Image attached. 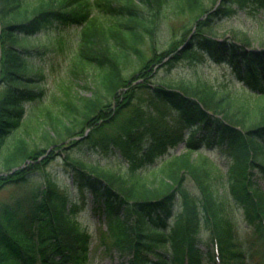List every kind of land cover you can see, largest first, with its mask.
Returning a JSON list of instances; mask_svg holds the SVG:
<instances>
[{
	"label": "trees",
	"instance_id": "1",
	"mask_svg": "<svg viewBox=\"0 0 264 264\" xmlns=\"http://www.w3.org/2000/svg\"><path fill=\"white\" fill-rule=\"evenodd\" d=\"M210 2L0 0V192H26L0 203V264L88 263L90 235L76 219L79 205L69 203L48 171L62 154L73 187L92 196L114 248L128 258L119 264H215L212 250L199 247L202 231L210 242L218 239L223 264H264V47L251 49L246 36L222 41L213 30L238 10L264 8V0ZM168 5L191 19L180 38L175 34L167 49L145 59L143 46L149 38L154 47ZM59 25L82 26L71 74L88 78V68L98 70V90L92 98L66 92L63 110H45L38 139L31 141L26 131L7 143L25 104L44 96L45 74L30 62L35 50L28 39ZM133 56L143 65L128 76ZM204 59L227 66L256 98L247 102L226 85L219 90L201 80L176 86L154 81L159 65L172 70ZM183 137L184 153L152 167ZM203 145L226 157L228 188L221 189L220 172L208 158L192 159ZM66 149L118 152L128 176ZM144 167L152 168L140 174ZM39 174L43 183L31 190ZM239 207L249 226L245 237Z\"/></svg>",
	"mask_w": 264,
	"mask_h": 264
},
{
	"label": "rangeland",
	"instance_id": "2",
	"mask_svg": "<svg viewBox=\"0 0 264 264\" xmlns=\"http://www.w3.org/2000/svg\"><path fill=\"white\" fill-rule=\"evenodd\" d=\"M209 4L212 3L209 0ZM173 6H166L161 18L157 22L156 38L154 47L151 40L148 38L146 44L143 46V57L149 59L151 53L156 50L158 52L167 49L169 44L173 41L176 34L180 38L183 28L190 21L189 17L176 16ZM150 17V16H149ZM150 19V18H149ZM150 21V20H149ZM151 26V23L148 22ZM214 34L220 40H234V37L242 39L249 37L252 41L253 50H261L264 45V8H247L238 10L232 16L226 17L217 21L213 27ZM82 26H53L42 33L29 37V46L35 50L33 58L30 59L32 66L36 70H40L45 74V79L41 83V88L44 90V96L36 101H31L25 104V116L22 119L20 126L7 139L10 143L15 136L29 132L30 138L38 139L45 129L44 112L50 108L55 113L64 109L63 101H66V92H70L74 96H82L92 98L96 94L98 70L88 68V78L82 76L75 78L71 74L73 57L75 55L76 47L80 38ZM184 47V46H183ZM181 47L180 49H183ZM41 53V54H39ZM143 65V59L132 57V63L129 64L126 74L131 76L136 73ZM156 76L154 81L156 83H170L174 86L181 82L196 83L197 81H206L219 90L224 89L223 86L233 94L235 97L247 102L253 101L256 95H250L243 91V84L235 79L233 74L227 66L213 63L208 59L204 61L188 64L180 63L176 68L167 70L161 65L154 68ZM170 114L175 115L173 111ZM170 119V117L168 118ZM41 124V125H40ZM185 141L183 137L179 139L174 146H172L165 156L158 157L152 167L157 168L162 165L166 158L172 155L179 156L185 152ZM70 144L67 145V147ZM63 153L78 154L86 162L97 165L106 170H112L120 174L128 176L127 164L124 162L122 156L116 153L102 154L97 151H73L66 149ZM204 154L208 156L214 164L217 165L219 174L221 175V189L228 188L227 180V159L215 150H211L205 146L200 147L196 152L192 153V159L195 160L197 154ZM73 154V155H74ZM1 160V159H0ZM1 162V161H0ZM152 167H144L140 174H144ZM48 171L57 180L63 191L69 198V203L77 201L79 205L76 219L84 227L90 235L89 255L87 264H119L127 257H123L114 248V238L111 235L105 215L94 209L92 203V196L89 193L82 195L73 187L70 174L66 171L64 154L57 156L49 165ZM41 174V173H40ZM38 175L35 180L31 182V190L38 185H42L43 176ZM256 180V178H253ZM259 182V181H258ZM264 189V184L259 182ZM30 188L27 190L29 192ZM189 188L192 191H197L193 182L189 183ZM26 192H17L13 188H8L0 192V203L9 200L15 195L24 194ZM238 221L240 231L245 237L249 232V226L246 224L242 210L237 209ZM202 243L199 246L203 252L212 249L210 242V233L203 231L200 234Z\"/></svg>",
	"mask_w": 264,
	"mask_h": 264
}]
</instances>
